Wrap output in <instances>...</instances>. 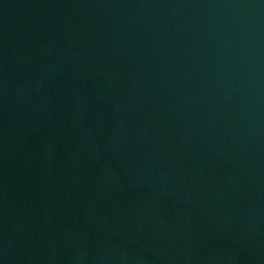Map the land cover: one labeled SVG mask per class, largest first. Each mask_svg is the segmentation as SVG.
<instances>
[{"label":"water","instance_id":"95a60500","mask_svg":"<svg viewBox=\"0 0 264 264\" xmlns=\"http://www.w3.org/2000/svg\"><path fill=\"white\" fill-rule=\"evenodd\" d=\"M0 264H264V0H0Z\"/></svg>","mask_w":264,"mask_h":264}]
</instances>
